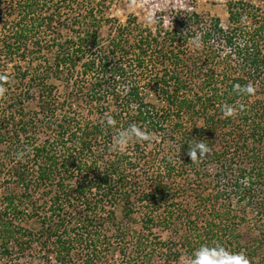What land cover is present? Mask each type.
<instances>
[{
    "label": "trees",
    "instance_id": "obj_1",
    "mask_svg": "<svg viewBox=\"0 0 264 264\" xmlns=\"http://www.w3.org/2000/svg\"><path fill=\"white\" fill-rule=\"evenodd\" d=\"M112 1L0 0V264H264V4L153 30Z\"/></svg>",
    "mask_w": 264,
    "mask_h": 264
},
{
    "label": "rangeland",
    "instance_id": "obj_2",
    "mask_svg": "<svg viewBox=\"0 0 264 264\" xmlns=\"http://www.w3.org/2000/svg\"><path fill=\"white\" fill-rule=\"evenodd\" d=\"M231 0H113L112 4L109 5V8L106 9L105 13L109 17H115L118 19L119 23L124 24L126 20L135 15L138 18L139 23L142 25L152 28L153 30L156 29V24L158 18L161 17L164 21V25L168 26L173 19V15H175V11L181 8H188L189 9H196L199 13H209L213 16H217L221 19L223 24H227L228 22V5ZM253 1V0H252ZM256 3L264 2V0H254ZM108 25L104 24L101 33L104 36L108 34ZM65 32V30H63ZM27 66V63H23ZM24 66V67H25ZM6 73L13 72L12 64L9 63V66L6 67ZM33 106V105H32ZM31 106V107H32ZM34 107V106H33ZM151 168L155 171L159 169L160 163L159 161H155V163L149 164ZM120 208L118 207V213ZM254 215V214H253ZM138 214H135V217H138ZM248 224L251 229V235H257L258 229L254 226L255 217L251 216L248 218ZM140 221L133 225L134 228H140ZM240 229H246L245 225H242ZM154 232L161 233L160 236L163 239H167L169 236V231H162L161 229L155 227ZM152 241H155L153 236H149ZM142 256L144 254L142 253ZM141 255H134L135 263L136 264H143L141 261ZM182 264H190L189 255L188 253H183L182 256Z\"/></svg>",
    "mask_w": 264,
    "mask_h": 264
},
{
    "label": "clouds",
    "instance_id": "obj_3",
    "mask_svg": "<svg viewBox=\"0 0 264 264\" xmlns=\"http://www.w3.org/2000/svg\"><path fill=\"white\" fill-rule=\"evenodd\" d=\"M193 43L198 44V41H193ZM127 138H130V133L122 134L121 139L118 140V146ZM195 141L194 144L189 145L187 152L191 162L197 158H203L209 151L208 146L203 141ZM193 257L190 264H248L242 255L230 254L220 246H201L194 252Z\"/></svg>",
    "mask_w": 264,
    "mask_h": 264
},
{
    "label": "built area",
    "instance_id": "obj_4",
    "mask_svg": "<svg viewBox=\"0 0 264 264\" xmlns=\"http://www.w3.org/2000/svg\"><path fill=\"white\" fill-rule=\"evenodd\" d=\"M188 1H189V0H188ZM181 9H182V10H187V11H196V9H194V8L189 9V7H188V8H187V7H186V8L183 7V8H181ZM197 12H198V11H197Z\"/></svg>",
    "mask_w": 264,
    "mask_h": 264
}]
</instances>
